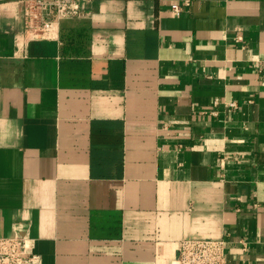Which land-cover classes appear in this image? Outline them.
I'll return each mask as SVG.
<instances>
[{
    "label": "crops",
    "instance_id": "obj_1",
    "mask_svg": "<svg viewBox=\"0 0 264 264\" xmlns=\"http://www.w3.org/2000/svg\"><path fill=\"white\" fill-rule=\"evenodd\" d=\"M181 2L86 0L26 41L0 0V236L41 264L223 237L226 264H264V0Z\"/></svg>",
    "mask_w": 264,
    "mask_h": 264
},
{
    "label": "built area",
    "instance_id": "obj_2",
    "mask_svg": "<svg viewBox=\"0 0 264 264\" xmlns=\"http://www.w3.org/2000/svg\"><path fill=\"white\" fill-rule=\"evenodd\" d=\"M86 0H18L21 7L22 29L20 34L26 41L52 39L56 37L57 24L61 19L77 17L83 11ZM189 0L173 3L171 12L177 15ZM240 39V35L236 36ZM17 50L24 42H17ZM214 104L219 103L216 98ZM230 105H235L234 102ZM245 247L246 242L240 241ZM226 239H182L177 244L178 264H226ZM0 264H41L39 254L34 252L32 239L26 234L0 236Z\"/></svg>",
    "mask_w": 264,
    "mask_h": 264
}]
</instances>
